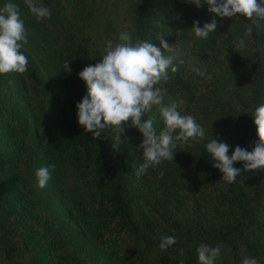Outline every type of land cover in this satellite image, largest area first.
I'll list each match as a JSON object with an SVG mask.
<instances>
[{"label":"trees","instance_id":"1","mask_svg":"<svg viewBox=\"0 0 264 264\" xmlns=\"http://www.w3.org/2000/svg\"><path fill=\"white\" fill-rule=\"evenodd\" d=\"M7 2L0 0V8ZM11 2L20 13L29 10L23 0ZM40 3L51 10V19L37 22L27 12L29 31L23 53L39 58L56 73L60 87L71 95L75 118L62 150L53 154L56 170L48 183L56 188L61 174L72 176L94 246L112 264H199L201 245L220 246L214 264H241L244 257L264 264V170L243 171L244 162H235L233 166L243 172L229 183L212 166L214 161L206 151L213 138L229 145V156L237 145L251 151L258 140L251 115L264 103V20L253 25L246 46L238 48L239 38L251 24L239 14L215 17L216 32L207 39L195 36L193 22L203 27L213 18L203 0L200 8L188 0ZM122 31L134 43L148 40L160 47L157 38L163 35L171 44L178 54L174 62L178 71L169 69V79L158 85L164 89L162 103L176 102L182 114L192 115L205 130L202 139L177 142L174 161L162 160L142 175H136L143 163V150L137 149L142 134L128 126L130 121L122 122V132L109 127L94 140L76 115V104L87 92L78 73L100 62L107 44L118 42ZM65 60L71 61L70 73L63 69ZM195 68L205 75H198ZM28 75L29 80L14 76L18 89L29 92L31 84L40 80L33 72ZM0 77L11 81L9 73ZM21 105L11 95L0 98V146L7 149V155L1 154L8 159L3 187L12 200L7 204L15 205L27 228L23 230L8 206H0V254L22 250L24 234H31L44 240V253L51 263L82 264L66 253L59 229L54 231L42 211L50 203L41 195L36 171L47 166L48 156L38 146L35 127L34 139L15 132ZM158 108L153 106L143 117L153 120L157 135L164 127ZM165 235L174 236L177 243L161 250L160 238Z\"/></svg>","mask_w":264,"mask_h":264},{"label":"clouds","instance_id":"2","mask_svg":"<svg viewBox=\"0 0 264 264\" xmlns=\"http://www.w3.org/2000/svg\"><path fill=\"white\" fill-rule=\"evenodd\" d=\"M30 13L37 22L51 19V10L40 3V0H23ZM201 7V0H188ZM208 5V12L213 14L210 22L203 27L199 21H194L191 27L195 36L207 39L209 33L216 32L217 20L215 17L232 18L239 14L251 21L246 26L244 35L239 38L236 47L246 46V38L253 33V25L264 20V0H203ZM160 47L147 41L137 39L133 42L132 36L122 31L118 42H109L102 60L94 66H87L78 73L86 84V95L76 104L78 123L85 132H91L93 139L101 138L104 129L114 127L122 132V122L131 123L129 127L136 128L142 134V141L137 149H142L141 163L136 169V175H142L150 167L159 165L162 160H173V151L177 142L187 143L190 139L197 141L205 137L204 128L189 114H182L178 104L172 102L164 105V89L158 85L169 79V69L172 73L178 71L175 65L177 53L166 42L163 35L157 38ZM27 43V30L21 19L19 6L11 0L0 8V74L9 72L25 73L28 58L21 51ZM168 53L167 55L165 53ZM71 61L65 60L64 67L71 72ZM180 64L183 60L179 61ZM198 75L205 73L199 68L193 69ZM182 103V101L180 102ZM153 106H159V115L164 127L157 135L152 119H143L145 113L150 112ZM256 127L258 140L251 151L237 145L229 156V145L218 142L213 138L206 144V151L214 161L213 167L222 174V179L233 183L243 171L264 170V103L255 108L251 115ZM244 162L243 171L234 167L235 162ZM55 165L42 166L36 171L38 187L43 189L51 179V172ZM177 243L174 236H162L159 247L167 250ZM219 245L210 247L201 245L197 249L199 264H214L220 255ZM179 264H183L180 261ZM241 264H258L252 257H244Z\"/></svg>","mask_w":264,"mask_h":264},{"label":"rangeland","instance_id":"3","mask_svg":"<svg viewBox=\"0 0 264 264\" xmlns=\"http://www.w3.org/2000/svg\"><path fill=\"white\" fill-rule=\"evenodd\" d=\"M27 12H21V19L29 31ZM23 50L22 47L21 51L23 52ZM27 58L29 62L25 73L9 72L11 81L5 82L4 77H0V98L6 100L11 95L12 100L22 102L16 116L17 128L15 132L21 136L23 134L26 137L31 136L34 139L35 127L38 130L36 136L38 146L41 148L42 154L48 156L47 163L44 162V164L50 166L54 164L53 154L62 150L68 130L75 123L74 111L70 105L71 95L60 87L61 84L56 80L58 76L55 72L52 74L44 62L39 58ZM32 72L40 80H37L36 84H31L29 92L18 89V83L14 76L20 75L29 80L28 74ZM6 150L5 146H0V206H8L7 202L12 200V196L7 195L6 188L3 187L8 176L6 170L8 159H3L1 154L7 155ZM65 175L61 174V180H56V188L48 183L45 188L39 189L41 195L50 203L46 204L45 209H42L45 212V217L50 219L55 232L59 229L66 253L68 252L80 260L82 264H112L111 258L102 254L103 252L94 246L86 229L87 219L80 208L76 183L72 176ZM10 206H8L9 211H14L18 224L23 230H26V225L19 218V210L14 209L15 205H12L11 209ZM50 214L51 216H49ZM23 238L26 240L24 248L9 256L0 254V264H53L47 260L44 253V240L31 234H24Z\"/></svg>","mask_w":264,"mask_h":264}]
</instances>
